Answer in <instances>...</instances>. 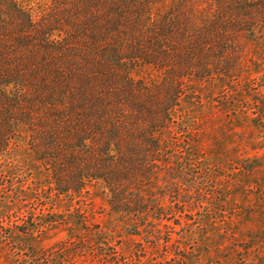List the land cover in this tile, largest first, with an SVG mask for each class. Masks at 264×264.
Instances as JSON below:
<instances>
[{"label": "rangeland", "instance_id": "rangeland-1", "mask_svg": "<svg viewBox=\"0 0 264 264\" xmlns=\"http://www.w3.org/2000/svg\"><path fill=\"white\" fill-rule=\"evenodd\" d=\"M22 1L38 12L50 7V0ZM134 19L129 14L128 24ZM173 19L159 43L131 25L126 41L107 39L135 58L123 68L142 85L129 106L147 102L162 111L170 86L179 92L171 111L177 131L164 134V164L132 185L144 189L152 206L162 200L141 223L113 210L101 186L82 199L57 198L34 161L28 129L18 125L0 167V264H264V47L236 37L242 56L230 80L203 81ZM107 68L99 82L113 75V88L124 91L125 75ZM157 204L168 208L163 224L155 218ZM53 220L56 226L42 229ZM144 225L137 235L135 227ZM110 248L116 256L98 255H110Z\"/></svg>", "mask_w": 264, "mask_h": 264}, {"label": "trees", "instance_id": "trees-1", "mask_svg": "<svg viewBox=\"0 0 264 264\" xmlns=\"http://www.w3.org/2000/svg\"><path fill=\"white\" fill-rule=\"evenodd\" d=\"M177 13L183 15L178 20ZM129 14L135 17L132 28H140L149 43L162 41L174 17L203 81L227 84L242 56L232 43L236 37L264 47V0H50L40 12L22 0H0V167L16 127L23 125L47 190L60 199H82L101 186L113 210L142 223L162 199L152 206L144 189L132 185L149 180L164 164L166 144L177 131L171 111L179 92L170 86L176 93L162 111L147 102L129 106L142 85L123 68L135 58L107 44L110 36L130 38ZM107 67L125 75L124 91L113 88V75L99 82ZM164 134L170 135L167 141ZM164 190L166 199L171 191ZM154 209L156 221H168V208ZM56 224L49 221L42 229ZM135 228L140 236L146 229ZM109 251L98 255L116 256V249Z\"/></svg>", "mask_w": 264, "mask_h": 264}]
</instances>
